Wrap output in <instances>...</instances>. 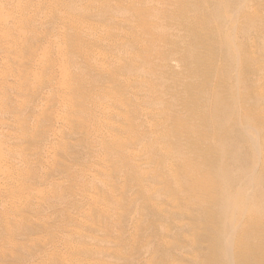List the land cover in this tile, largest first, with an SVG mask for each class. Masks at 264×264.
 Returning a JSON list of instances; mask_svg holds the SVG:
<instances>
[{
  "label": "rangeland",
  "instance_id": "obj_1",
  "mask_svg": "<svg viewBox=\"0 0 264 264\" xmlns=\"http://www.w3.org/2000/svg\"><path fill=\"white\" fill-rule=\"evenodd\" d=\"M0 9V264H166L172 249L170 264H201L206 244H174L189 219L172 221L185 207L169 204V148L197 162L185 133L205 148L197 114L218 96L255 110L234 113L229 128L247 172L234 189L264 195V181L250 187L264 177V0H0ZM225 211L220 220L232 222Z\"/></svg>",
  "mask_w": 264,
  "mask_h": 264
},
{
  "label": "bare ground",
  "instance_id": "obj_2",
  "mask_svg": "<svg viewBox=\"0 0 264 264\" xmlns=\"http://www.w3.org/2000/svg\"><path fill=\"white\" fill-rule=\"evenodd\" d=\"M245 22L251 23L249 19H245ZM202 28L206 30L208 27L204 24ZM253 32L256 35H261L254 29ZM254 39L252 40L253 43ZM188 54H191V50ZM188 54L183 61L189 64L190 69L203 80H209V76L202 72L203 67H197L188 57ZM222 84L224 83H219V85ZM215 99L216 103L214 105L209 104L208 109H200L197 114L202 124L198 131L199 138L197 142L206 144L210 141L205 148L199 151L194 146L195 141L191 140L193 137L192 132L185 133L189 140L186 143V148H190V153L194 155L192 157L197 156V162H193V158L177 159L174 156V151L179 155H183L182 146L178 147V144L174 145V142H171L169 148L172 151L174 163L170 169L173 181L168 185L169 204L173 208L185 207V209L182 208L183 210L179 208V211L180 209L182 211L188 209L186 214H182L181 211L182 215L179 211H175L176 214H173L172 221L174 218H180L181 221H183V217L189 219V222L185 221V224L175 225L173 223L177 228L174 244L180 246L182 241L187 246L199 245L201 248L202 244H206L203 247L204 250L197 249V253L202 260L200 261L201 264H264V195L255 194L251 197V194H247L243 196V193L234 189L237 177H241V172L243 174L247 172L237 169L239 165L238 147L233 143L232 132L229 130L231 126H238V121L233 117L234 113L239 111L241 115L246 116L254 115L256 111L253 110L255 112L253 113L251 110V114L250 109L247 110L246 108L244 110L243 108L241 110V107L234 104V102L231 105H225L223 99L219 96ZM217 100L219 101L217 102ZM229 100L230 102L235 101L233 97ZM227 115L232 116L229 121H227ZM252 122L256 123L257 121L253 120ZM263 181V176H255L250 187L254 186V183L259 185ZM225 209L227 212L231 210L235 216V219L230 223L227 220L226 222L220 220ZM169 218L171 219V216ZM185 231L191 233L187 234L190 235L189 238L191 239L186 238ZM169 251L163 255L168 263L170 259H174ZM175 260L173 261L177 262Z\"/></svg>",
  "mask_w": 264,
  "mask_h": 264
}]
</instances>
